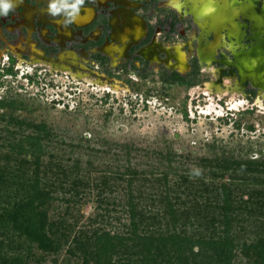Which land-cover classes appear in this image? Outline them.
<instances>
[{
  "label": "trees",
  "instance_id": "trees-1",
  "mask_svg": "<svg viewBox=\"0 0 264 264\" xmlns=\"http://www.w3.org/2000/svg\"><path fill=\"white\" fill-rule=\"evenodd\" d=\"M170 77L163 82L192 83ZM18 101L0 100V107ZM182 114L187 118L185 109ZM1 121L0 229L27 245L0 251V264H35L33 248L55 254L65 244L76 264H264V159L235 157L213 143V153H220L194 159L168 144L134 143L104 150L87 145L90 158H63L52 152L59 144L44 121L8 112L0 113ZM67 146L73 154L84 145ZM91 190L102 212L77 227L73 211ZM116 193L124 196L119 213L125 219L114 216L120 221L112 226ZM53 200L60 206L52 208Z\"/></svg>",
  "mask_w": 264,
  "mask_h": 264
},
{
  "label": "rangeland",
  "instance_id": "rangeland-1",
  "mask_svg": "<svg viewBox=\"0 0 264 264\" xmlns=\"http://www.w3.org/2000/svg\"><path fill=\"white\" fill-rule=\"evenodd\" d=\"M161 12L165 15L170 14L168 8H162ZM150 13L151 10L144 11L151 24H155L157 17L154 13L150 16ZM164 37L162 35V38ZM183 39L184 37L174 35L173 40ZM165 40L169 41L170 38ZM221 51L225 53L222 48L218 50L219 53ZM215 65L216 62H213L210 66L203 67L199 77L205 81L187 89L177 84L164 88L159 80L157 66L141 70L147 77L145 81H140L135 73L130 72L133 85L126 83L125 79L129 76L125 72H121L119 79H113L89 69L81 70L83 74L77 72L76 68H73V72L68 70L56 73L57 67L48 65L47 70L51 71V75L46 76L44 71L42 73L38 71L33 80H30L21 76V72L25 71H17L15 68L12 69L11 75L0 76V100L16 98L21 99L22 104L18 101L13 103L10 109L0 107V113L8 112L32 122L44 121L52 129L53 142L57 141L59 144L57 150L52 152L63 158L68 156L75 158L78 153L82 155V160L90 158V150L85 148L87 145L104 150L102 148L134 143L139 147L168 144L178 154L194 159L203 156L213 157L215 153H220L218 149L213 153L216 148L212 149L208 145L213 143L225 151L234 150L235 157L264 159V101L260 97L256 98L257 105L262 108L257 107L252 113H245L246 107L250 109L252 104L241 95L242 86L235 84L236 81L231 76L223 78L222 87L225 89L230 87L234 91L223 96L222 105L219 104V97L203 96L201 92L208 94L206 82L221 75L213 71ZM66 72L74 78L66 75ZM145 90L147 92L144 93ZM163 91L170 94L169 99L159 96ZM263 94L264 91L262 96ZM231 102L236 104V107L227 110V104ZM20 105L26 107L22 108ZM208 106L212 107L210 111L207 109ZM183 108L187 112V118L182 114ZM205 110H208V113ZM212 110H218V113ZM4 123L1 121L0 127ZM246 124H252L253 130H248ZM79 141L84 145L81 151L69 154L67 144L70 142L77 144ZM97 153L92 154L96 164L100 163L101 158ZM47 157L48 155H45V158ZM106 158L110 159L109 156ZM98 173L99 171H94L91 175L97 176ZM45 182L46 180L43 181ZM47 183L50 184L49 180ZM95 192L91 190L89 197L79 203L77 210L73 211L79 219L77 227L85 224L87 219L96 213L102 212V208H94ZM115 196L116 209L111 211L110 215L113 218L110 220L112 226L119 225V221L125 219L124 213H119L120 206L125 202L124 196L121 193L120 198L117 193ZM56 206L60 204L53 200L51 207ZM49 212L52 216L53 209L50 208ZM114 216H121L120 220ZM111 224L106 227L110 228ZM0 244L2 255L9 252V248L10 250L19 246L24 248L27 242L17 239L11 229L6 228L0 229ZM66 245L55 254H45L33 248L32 251L40 261L34 263L76 264V257L66 251ZM22 250L25 253V249Z\"/></svg>",
  "mask_w": 264,
  "mask_h": 264
},
{
  "label": "flooded vegetation",
  "instance_id": "flooded-vegetation-1",
  "mask_svg": "<svg viewBox=\"0 0 264 264\" xmlns=\"http://www.w3.org/2000/svg\"><path fill=\"white\" fill-rule=\"evenodd\" d=\"M127 1L0 0V76L11 75L7 70L15 68L17 71H25L21 72V76L26 79H33L38 71H44V75L49 76L52 74L47 70L49 65L57 67L56 73L72 71L73 68L82 73L81 70L89 69L113 79H119L121 72L128 76L133 72L140 81H145L147 77L141 70L157 66L159 80L164 88L177 84L187 89L205 81L199 76L202 68L209 64L201 62L197 52V37L201 30L195 25L192 16L179 12L181 0ZM5 3L7 7L3 6ZM261 4L264 7V0ZM162 8H168L170 14H163ZM148 10H151L150 16L154 13L157 17L155 24H151L150 18L144 14ZM242 31L243 43H254L250 38L251 26L243 27ZM171 34L173 37H170ZM162 35L165 37L162 38ZM174 35L184 39L174 41ZM168 37L170 40H165ZM206 39L211 40V36ZM221 48L224 54L218 52ZM230 50L237 52L238 47L229 44L218 47L213 71L221 75L207 81L208 94H201L205 97H219V104L222 105L223 96L234 91L230 87H222L223 78L231 76L235 84L242 86L241 95L252 104L244 112L252 113L253 109L262 108L255 99L260 97L264 101V90L254 86L249 79L241 83L232 67L220 64L219 60L223 56L230 63ZM242 67L245 70L250 66L243 63ZM175 73L185 76L192 83L182 84L174 80L163 82V76L171 79L170 75ZM65 74L74 78L68 72ZM125 80L129 85L134 83L130 76ZM159 96L169 99L170 94L163 91ZM235 106L231 102L226 108L231 110ZM208 108L209 111L212 109L211 106ZM205 111L208 113V110ZM245 126L253 130L252 124Z\"/></svg>",
  "mask_w": 264,
  "mask_h": 264
},
{
  "label": "bare ground",
  "instance_id": "bare-ground-1",
  "mask_svg": "<svg viewBox=\"0 0 264 264\" xmlns=\"http://www.w3.org/2000/svg\"><path fill=\"white\" fill-rule=\"evenodd\" d=\"M249 1L253 7L264 9V7L261 4L263 0L261 1L249 0ZM181 2H182L181 4L182 6L179 12L187 15L189 13L187 12L189 10V6H191V0H181ZM242 2L243 0H228V6H231L234 3H242ZM216 7L217 5L214 0H203L202 3L199 5L196 13L199 17H205L213 13L216 10ZM233 20L235 22V25L232 28L221 29V34L219 36V45L213 47L212 49L207 50L206 52H202V50L210 43L206 39V35L210 32V30H206L205 33L203 32V29L200 31L197 37V41H198L197 50L200 55V61L201 62L204 61L206 64H209L210 66L212 58L215 57L214 55L216 54L218 47H221L222 45L226 46L227 44L235 45L238 47L237 52H232L230 50L233 56H235V59L230 60V63H228L226 61L227 58L224 59L225 56H223L222 61L227 66H232L233 64H235L241 72L246 71L245 76L251 79V82L254 85L256 86L260 85L261 88L264 90V47L260 46L261 43H264V39H263L264 37H262L264 32V27H261L256 35H254L255 29H252L250 38L254 40V43H251L250 45H245L243 43L244 31H242V26L243 25L245 26L246 22L243 21L240 15H237V18H233ZM243 63L250 67L244 70L242 67ZM244 78L245 77H243L241 83L243 82Z\"/></svg>",
  "mask_w": 264,
  "mask_h": 264
},
{
  "label": "water",
  "instance_id": "water-1",
  "mask_svg": "<svg viewBox=\"0 0 264 264\" xmlns=\"http://www.w3.org/2000/svg\"><path fill=\"white\" fill-rule=\"evenodd\" d=\"M202 1L203 0H191V6H189V10L187 11L189 12L188 15L192 16L194 23L200 30L203 29L204 33L206 30H210V32L206 35V37L211 36V40H208L210 43L203 48L202 52H206L207 50L219 45L221 29L232 28L235 25L233 18H237V15H240L243 21L246 22V25H243L242 28H247L248 25H250L251 30L255 29L254 35L258 33L261 27H264V9L253 7L249 0H243L242 3H234L231 6H228V0H214L217 5L216 10L205 17H199L196 11ZM127 2L133 1L128 0ZM262 37H264V32ZM260 46L264 47V43H261ZM216 54L214 56H216ZM231 56V60H234L235 56H233V54ZM198 57L200 58L199 53ZM215 61L216 59L212 58L210 64ZM219 62L222 65L224 64L222 60H219ZM230 67L235 70V73H237V76L240 77L241 81L243 77H245L243 81L249 79L245 76L246 71L241 72L235 64ZM249 80L251 81V79ZM256 87L261 88L260 85Z\"/></svg>",
  "mask_w": 264,
  "mask_h": 264
},
{
  "label": "clouds",
  "instance_id": "clouds-1",
  "mask_svg": "<svg viewBox=\"0 0 264 264\" xmlns=\"http://www.w3.org/2000/svg\"><path fill=\"white\" fill-rule=\"evenodd\" d=\"M3 6H4V7H7V4L5 3Z\"/></svg>",
  "mask_w": 264,
  "mask_h": 264
}]
</instances>
